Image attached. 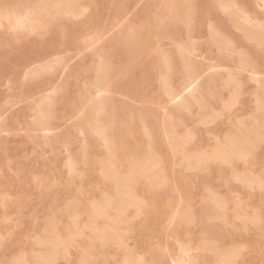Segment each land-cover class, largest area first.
I'll use <instances>...</instances> for the list:
<instances>
[{
  "label": "rangeland",
  "instance_id": "obj_1",
  "mask_svg": "<svg viewBox=\"0 0 264 264\" xmlns=\"http://www.w3.org/2000/svg\"><path fill=\"white\" fill-rule=\"evenodd\" d=\"M263 129L264 0H0V264H264Z\"/></svg>",
  "mask_w": 264,
  "mask_h": 264
},
{
  "label": "bare ground",
  "instance_id": "obj_2",
  "mask_svg": "<svg viewBox=\"0 0 264 264\" xmlns=\"http://www.w3.org/2000/svg\"><path fill=\"white\" fill-rule=\"evenodd\" d=\"M262 4V2H261ZM258 5V4H257ZM261 6V5H260ZM232 8V5L227 4L225 6V9ZM261 10V8H260ZM255 17V16H254ZM243 18V17H242ZM256 19V18H255ZM243 20L246 22L248 21L245 17ZM29 22V18L27 17H20V16H15L14 20L12 22L13 26H23L26 23ZM8 27V26H7ZM205 32V30H204ZM209 33V32H208ZM210 34V33H209ZM256 47V46H255ZM239 62V61H238ZM104 63L101 60L100 62V68H99V82L97 84V90H96V99L93 103V110L96 115V120H95V130L101 137H103L106 146L109 147L110 141L105 135V127L102 123V120L100 118V115L103 114L106 111V107L108 104V100L106 98V94L111 91L108 87L104 86L103 80H104V73H103V68H104ZM167 66V65H165ZM52 67V66H51ZM218 68V67H217ZM52 69V68H51ZM52 71V70H50ZM253 74L256 75L257 72L253 71ZM96 76V75H95ZM233 77V76H231ZM203 80V72H194V71H188V74L186 76V79L184 80L183 84L181 85L180 88H175L171 83L168 81V78H163V84H164V90L167 94L168 97V103L169 105L177 106V107H183L187 108L192 101H197L198 100V94L201 91V82ZM200 96V95H199ZM92 99V98H91ZM233 106V105H232ZM235 108V107H234ZM227 115V114H226ZM44 120L42 121L41 124V130L45 133H47L50 130V127L48 126L47 121L45 120V117H43ZM219 119V118H218ZM254 124V123H253ZM258 126V125H257ZM113 127V126H112ZM229 127V125H228ZM233 127V126H232ZM259 127V126H258ZM255 129V128H254ZM264 130V129H263ZM258 135V134H257ZM264 136V135H263ZM167 137V136H166ZM83 139V138H82ZM264 139V138H263ZM203 140V139H202ZM168 141V140H167ZM264 141V140H263ZM231 143V142H230ZM228 144V143H227ZM240 144L237 142H232L230 149L227 148H218L215 151V158L222 159L225 161H230L233 156L239 157L240 158H246L247 151L244 149H232L234 147H238ZM251 149V148H250ZM253 149V148H252ZM250 160V159H249ZM251 161V160H250ZM146 167V166H145ZM148 168V167H147ZM254 169V168H252ZM239 178V177H238ZM35 185V184H34ZM127 194V193H124ZM237 198V197H236ZM43 200V199H42ZM213 200L219 205V201L216 198L215 195H213ZM161 202V201H160ZM17 212V211H16ZM109 214V213H108ZM105 217V216H104ZM109 217V216H108ZM101 218V217H100ZM112 219V218H111ZM26 221V220H25ZM261 224V223H260ZM13 225H15L13 223ZM195 225V224H194ZM193 225V226H194ZM14 228V227H13ZM203 240V239H202ZM207 240V239H206ZM205 240V241H206ZM195 251V250H194ZM213 254V253H212ZM23 259V257H22ZM173 264H196V259L195 257L191 254V249L182 246L180 249V255L178 258L172 259ZM220 260V259H219Z\"/></svg>",
  "mask_w": 264,
  "mask_h": 264
}]
</instances>
